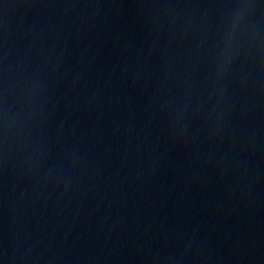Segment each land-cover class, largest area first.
<instances>
[{"label":"water","instance_id":"obj_1","mask_svg":"<svg viewBox=\"0 0 264 264\" xmlns=\"http://www.w3.org/2000/svg\"><path fill=\"white\" fill-rule=\"evenodd\" d=\"M0 264H264V0H0Z\"/></svg>","mask_w":264,"mask_h":264}]
</instances>
